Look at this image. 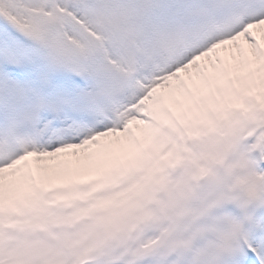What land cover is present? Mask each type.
Returning <instances> with one entry per match:
<instances>
[{
  "label": "snow or ice",
  "instance_id": "1",
  "mask_svg": "<svg viewBox=\"0 0 264 264\" xmlns=\"http://www.w3.org/2000/svg\"><path fill=\"white\" fill-rule=\"evenodd\" d=\"M258 127L264 0H0V264H264V207L139 228L192 143Z\"/></svg>",
  "mask_w": 264,
  "mask_h": 264
},
{
  "label": "clouds",
  "instance_id": "2",
  "mask_svg": "<svg viewBox=\"0 0 264 264\" xmlns=\"http://www.w3.org/2000/svg\"><path fill=\"white\" fill-rule=\"evenodd\" d=\"M264 127L244 133L221 129L192 143L169 165L139 220L142 234L182 240L205 230L203 245L226 232L223 208L236 219L264 207Z\"/></svg>",
  "mask_w": 264,
  "mask_h": 264
},
{
  "label": "rangeland",
  "instance_id": "3",
  "mask_svg": "<svg viewBox=\"0 0 264 264\" xmlns=\"http://www.w3.org/2000/svg\"><path fill=\"white\" fill-rule=\"evenodd\" d=\"M139 190L138 186H129L128 184H122L119 187L113 190V199L116 202L126 201L130 197H132ZM229 208H233V206L229 205ZM264 210V209H262ZM144 239H148L147 234H142Z\"/></svg>",
  "mask_w": 264,
  "mask_h": 264
}]
</instances>
